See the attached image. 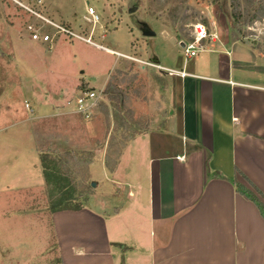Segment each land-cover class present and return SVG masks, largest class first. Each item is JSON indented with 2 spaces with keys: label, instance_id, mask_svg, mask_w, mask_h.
Returning <instances> with one entry per match:
<instances>
[{
  "label": "crops",
  "instance_id": "0c3cea01",
  "mask_svg": "<svg viewBox=\"0 0 264 264\" xmlns=\"http://www.w3.org/2000/svg\"><path fill=\"white\" fill-rule=\"evenodd\" d=\"M171 39L170 48L178 45ZM106 48L130 57L131 47ZM142 53L169 77L171 115L135 135L113 169L97 170V186L107 188L87 206L53 212L48 227L28 213H0V264H51V252L58 264H264V219L233 184L251 188L245 176L264 195V62L227 35L190 57L174 52L168 65ZM22 135L0 141L8 147L0 172L14 158L0 174V193L42 181Z\"/></svg>",
  "mask_w": 264,
  "mask_h": 264
},
{
  "label": "rangeland",
  "instance_id": "374dc122",
  "mask_svg": "<svg viewBox=\"0 0 264 264\" xmlns=\"http://www.w3.org/2000/svg\"><path fill=\"white\" fill-rule=\"evenodd\" d=\"M89 7L98 16L95 21L87 13ZM235 8L238 18L232 16ZM29 10L72 27L98 45L123 53L131 47V58L63 33L50 46L33 40L28 24L42 26L51 35L55 29ZM199 23L206 29L200 47L227 35L251 45L264 62V0H0V128L8 126L0 141L13 142V135L22 133L37 154L42 175L41 183L22 184L18 192L1 190L0 213H28L48 227L59 203L87 206L95 190L104 193L106 184L97 186V170L104 163L113 169L135 135L160 126L172 112L169 77L139 53L146 49L149 57L153 54L168 65L174 52L185 55L180 44L194 41ZM169 37L178 45L170 48ZM81 87L103 88L105 93L89 120L72 104ZM0 149L3 154L8 147ZM42 158L50 171L48 181ZM13 159L6 157L10 164L4 163L1 175L10 170ZM24 224L16 225L26 234ZM49 243L54 246L52 238ZM50 258L51 264H58L54 252Z\"/></svg>",
  "mask_w": 264,
  "mask_h": 264
},
{
  "label": "built area",
  "instance_id": "2783aa9c",
  "mask_svg": "<svg viewBox=\"0 0 264 264\" xmlns=\"http://www.w3.org/2000/svg\"><path fill=\"white\" fill-rule=\"evenodd\" d=\"M29 12L39 18H41L42 20H44L48 25H50L51 27H53L55 29L54 33L51 35L48 33V31L46 30H42V26H38L36 27L35 25L32 24H28L27 25V29L30 31L31 33V38L33 40H39L41 43L47 44V45H51V43L54 40V37L57 34H61L63 33L65 36H69V37H74L77 39H80L88 44L93 45L94 47L98 48V49H102L108 52L107 48L102 46V45H98L94 42L91 41V37H84L81 34H79L78 32L74 31L72 27H68L65 26L63 24L60 23H56L53 22L51 20H48L42 16H40L39 14L35 13L33 10H29ZM88 15H90V17H93L94 21L96 20V18H98V16L95 14V11L92 7H89L87 10ZM194 41H189V42H183V50H184V54L185 56H193L196 51L201 48V44L200 41L205 38L206 35V29L205 26L203 24H196L194 26ZM147 64H152V63H147ZM156 67L160 68L158 65L153 64ZM169 72H171L169 70ZM79 90V93H78ZM77 90V96H75L72 100V104L74 107V111L84 120H89L91 119L99 104L100 101H102L103 99V95L104 92L102 91L103 89H99L96 90L93 87H89V88H82V89H78ZM25 108L30 112L32 110V108H30L28 103H25Z\"/></svg>",
  "mask_w": 264,
  "mask_h": 264
},
{
  "label": "trees",
  "instance_id": "16d2710c",
  "mask_svg": "<svg viewBox=\"0 0 264 264\" xmlns=\"http://www.w3.org/2000/svg\"><path fill=\"white\" fill-rule=\"evenodd\" d=\"M232 16L233 18H238V13L236 11V8L232 10ZM41 163L43 167L44 176L48 181L47 176H48V172L50 171L49 168L45 165V158L41 159ZM213 175L222 178V176L218 172H214ZM242 177L248 182L251 188H248L237 181H233V184L235 185L237 192H239L241 195L245 196L247 199L252 201L256 205L261 216L264 219V195L245 176ZM83 207L84 206H82V204L79 202L64 200L63 202L58 204V207L54 208L55 210L53 212L62 211V210H79Z\"/></svg>",
  "mask_w": 264,
  "mask_h": 264
},
{
  "label": "water",
  "instance_id": "95a60500",
  "mask_svg": "<svg viewBox=\"0 0 264 264\" xmlns=\"http://www.w3.org/2000/svg\"><path fill=\"white\" fill-rule=\"evenodd\" d=\"M148 34H153V33H152V32H149V33H148V32H147V33L145 32V35H148ZM180 45H181V47H183L184 43L181 42ZM91 186H96V182H95V181H92V182H91Z\"/></svg>",
  "mask_w": 264,
  "mask_h": 264
},
{
  "label": "bare ground",
  "instance_id": "6f19581e",
  "mask_svg": "<svg viewBox=\"0 0 264 264\" xmlns=\"http://www.w3.org/2000/svg\"><path fill=\"white\" fill-rule=\"evenodd\" d=\"M108 53H113V52L108 51Z\"/></svg>",
  "mask_w": 264,
  "mask_h": 264
}]
</instances>
